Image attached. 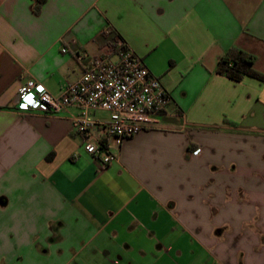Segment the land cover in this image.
Instances as JSON below:
<instances>
[{
  "label": "crops",
  "instance_id": "obj_1",
  "mask_svg": "<svg viewBox=\"0 0 264 264\" xmlns=\"http://www.w3.org/2000/svg\"><path fill=\"white\" fill-rule=\"evenodd\" d=\"M34 5L0 0V264H264V81L218 72L238 47L264 74V0ZM108 27L168 102L120 148L104 137L117 159L103 167L76 108L34 111L18 89L63 95Z\"/></svg>",
  "mask_w": 264,
  "mask_h": 264
},
{
  "label": "built area",
  "instance_id": "obj_2",
  "mask_svg": "<svg viewBox=\"0 0 264 264\" xmlns=\"http://www.w3.org/2000/svg\"><path fill=\"white\" fill-rule=\"evenodd\" d=\"M110 39L101 53L89 59L80 78L66 86L63 95L55 96L35 79H28L18 89V98L30 109L57 114L76 108L70 118L84 140L87 153L103 167L117 159L104 137H112L120 148L123 141L149 128L168 102L161 79L144 64L112 27ZM67 49H63L66 51ZM30 96L32 103L25 97ZM98 111L106 116L97 115ZM101 128L102 137L95 133ZM200 149L193 153L197 155Z\"/></svg>",
  "mask_w": 264,
  "mask_h": 264
},
{
  "label": "trees",
  "instance_id": "obj_3",
  "mask_svg": "<svg viewBox=\"0 0 264 264\" xmlns=\"http://www.w3.org/2000/svg\"><path fill=\"white\" fill-rule=\"evenodd\" d=\"M46 0H35L34 11L40 12ZM255 56L238 47L231 48L218 62V72L236 81L254 77L264 81V74L255 69Z\"/></svg>",
  "mask_w": 264,
  "mask_h": 264
},
{
  "label": "snow or ice",
  "instance_id": "obj_4",
  "mask_svg": "<svg viewBox=\"0 0 264 264\" xmlns=\"http://www.w3.org/2000/svg\"><path fill=\"white\" fill-rule=\"evenodd\" d=\"M25 99L28 101V103H32V98L30 96L25 97Z\"/></svg>",
  "mask_w": 264,
  "mask_h": 264
}]
</instances>
